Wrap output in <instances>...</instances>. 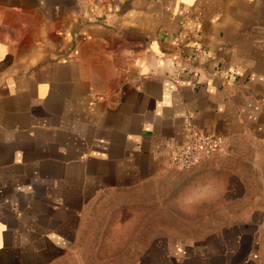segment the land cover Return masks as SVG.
Segmentation results:
<instances>
[{"label": "crops", "instance_id": "0c3cea01", "mask_svg": "<svg viewBox=\"0 0 264 264\" xmlns=\"http://www.w3.org/2000/svg\"><path fill=\"white\" fill-rule=\"evenodd\" d=\"M187 123L264 149V0H0V264H58L94 200L172 169ZM225 231L138 264H260L256 220Z\"/></svg>", "mask_w": 264, "mask_h": 264}, {"label": "rangeland", "instance_id": "374dc122", "mask_svg": "<svg viewBox=\"0 0 264 264\" xmlns=\"http://www.w3.org/2000/svg\"><path fill=\"white\" fill-rule=\"evenodd\" d=\"M250 219L259 229L257 254L264 264V149L242 138L204 164L172 168L94 200L74 247L58 264H138L160 255L148 252L154 243L212 245L210 235L222 231L227 241L225 229Z\"/></svg>", "mask_w": 264, "mask_h": 264}, {"label": "built area", "instance_id": "2783aa9c", "mask_svg": "<svg viewBox=\"0 0 264 264\" xmlns=\"http://www.w3.org/2000/svg\"><path fill=\"white\" fill-rule=\"evenodd\" d=\"M187 18V15H185L182 20L179 21L180 31H184L185 21ZM203 58L204 49L197 43L184 59L193 66L198 67V63L201 62ZM178 70L179 69L175 71V74L171 78L174 82H176L179 78ZM186 127L187 134L183 145L172 150V154L168 160V166L170 168L179 170L191 168L205 160L210 159L224 145V141L220 137L197 132L188 123L186 124Z\"/></svg>", "mask_w": 264, "mask_h": 264}]
</instances>
